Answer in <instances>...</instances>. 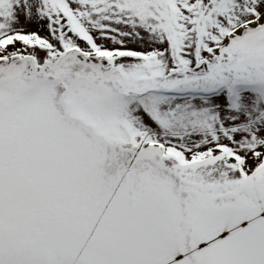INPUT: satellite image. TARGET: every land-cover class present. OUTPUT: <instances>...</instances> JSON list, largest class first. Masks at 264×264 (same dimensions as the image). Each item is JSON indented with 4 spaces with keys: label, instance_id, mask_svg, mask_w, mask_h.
Masks as SVG:
<instances>
[{
    "label": "snow or ice",
    "instance_id": "1",
    "mask_svg": "<svg viewBox=\"0 0 264 264\" xmlns=\"http://www.w3.org/2000/svg\"><path fill=\"white\" fill-rule=\"evenodd\" d=\"M0 264H264V0H0Z\"/></svg>",
    "mask_w": 264,
    "mask_h": 264
}]
</instances>
